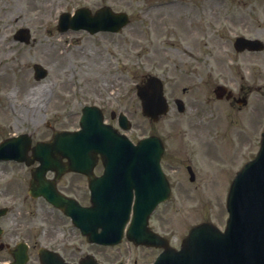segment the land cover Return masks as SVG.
<instances>
[{"label":"rangeland","instance_id":"374dc122","mask_svg":"<svg viewBox=\"0 0 264 264\" xmlns=\"http://www.w3.org/2000/svg\"><path fill=\"white\" fill-rule=\"evenodd\" d=\"M65 2L0 0V140L7 135L28 132L34 141L50 135L53 129L75 127L76 120L71 123L56 114L63 116L69 110L80 113L86 103L103 107L107 118L111 110L124 111L132 124L131 135L138 137L149 129H157L167 138L168 120L176 122L179 117L171 113L152 125L141 115L134 85L145 74L159 75L165 92L173 91L172 95L186 99L189 112L185 120L208 104L204 96H212L210 91L215 83H226L232 88L243 86L249 92L248 105L242 109L246 107L244 111L249 113H241L246 125L239 123L234 129V137L238 136L234 155H227L229 161L224 160V153L223 157L218 155L211 160L209 166L219 170L211 169L209 174L200 170L195 183L183 182L180 186L175 180L170 199L160 205L150 219L152 227L169 237L176 247L190 226L197 222L209 220L223 228L227 218L225 198L233 169L240 167L257 148V131L263 123V117L258 118L264 110V49L233 50L231 31L257 36L264 42V22L260 21L264 19V0H203L207 23H199L193 10L171 4L149 13L153 28L145 27L144 21L133 20L117 33L94 34L81 30L56 31L58 6ZM136 11L133 16L138 18ZM46 22L49 23L43 28ZM19 26L30 30L27 44L12 39ZM35 62L48 70L41 80L33 78L31 65ZM182 71L192 72L182 75ZM183 88L185 93H182ZM9 93L12 94L11 104L5 103L4 98ZM26 96L41 101L38 107L25 105ZM233 115L234 111L225 107L223 112H218L214 124H222L231 131ZM218 138L215 133L214 142L210 143L219 145ZM169 146L164 164L172 152L170 143ZM216 150L219 149L211 151L212 155ZM219 151L222 154V150ZM172 164L177 166L174 176H181L185 161ZM24 166L12 162L0 164V205L8 207L3 217L6 223L1 224L11 227L15 238L29 237L32 242L35 231L38 234L45 227L47 233L64 234V238L70 235L72 240L69 236L66 241L73 242L78 258L91 252L98 264L117 261L140 264L151 261L158 252L151 247H135L126 240L102 246L88 243L78 231L72 234L68 219L55 210H48L49 205L43 200L27 198ZM40 237L38 234L37 243L40 240L41 244L56 245L51 237Z\"/></svg>","mask_w":264,"mask_h":264},{"label":"water","instance_id":"95a60500","mask_svg":"<svg viewBox=\"0 0 264 264\" xmlns=\"http://www.w3.org/2000/svg\"><path fill=\"white\" fill-rule=\"evenodd\" d=\"M62 16V19L59 21L60 23L69 19L67 18V15ZM105 18L102 14L101 16L96 15L92 18L90 16L88 17L86 13L80 12L78 15L76 14V16L70 18L69 22H73L72 25L75 27H88L91 31L97 30L98 28L115 29L123 23V20L120 18L118 19V21H120L118 23H116L117 19L113 17L110 22ZM93 23H95V25H92ZM25 34L22 33L21 36L27 39L28 35ZM245 41L251 43L252 40ZM34 69L36 78H41L45 75V70L38 64H34ZM137 91L142 98L144 112L154 116V109H156V107L153 106L154 99L156 96H161L160 80L157 77L150 75L144 83L137 86ZM96 118L97 122L94 124L89 123L87 115L81 120L82 129L78 132H74L77 136L75 138L78 141L80 140L81 142L88 144L92 140L96 141L99 139L101 140V143L96 149L104 152L108 151V148H118L119 146L124 145V143H126L127 151H135L137 149V147L124 142L126 140L117 136L108 126L102 125L100 117L97 114ZM57 135L67 134L58 133ZM19 137L11 138L0 143V157L27 160L23 153L27 150L28 139H25L24 136ZM20 141H23L25 144L24 146L22 144V148H19ZM52 143L54 145L56 141H53ZM45 145L48 144L37 143L33 148L34 154L32 159L38 158L41 161V169H43L42 166L48 165ZM122 149L124 150V148ZM158 150L159 152L153 156L151 162L156 170L161 148ZM128 157L130 156L127 154L123 155L122 152V154L116 158L121 162L123 167H125L128 165ZM28 162L30 161H27V163ZM111 163V160L106 162V166L111 167ZM131 165L132 164L128 165L123 173L127 172V174H130L126 169L131 167ZM70 166L72 167V165ZM118 171L119 173H122V170ZM108 173H110V170L105 172V176ZM155 173H159V176L161 175L160 171H156ZM33 177L31 191H33L34 188L39 187L34 191L43 192L49 200L55 204L61 205L65 210L73 209L66 199L61 198L50 187L47 188L40 186L39 181H41V173L39 171L33 173ZM134 180V178H131L130 180L127 179L125 184L128 185L134 182L135 185ZM102 182L103 178L101 179L100 184H102ZM160 182L161 183L158 185L149 180L141 186L135 185L136 200L134 204V224H138L143 229H145L144 225L147 214L157 201L166 196V186L161 180ZM142 191H144V193H142ZM92 192L95 205L89 209L78 210L86 212L89 215L92 214L94 216L93 219H96L99 214V217H107V215L112 213L115 215L119 213L121 221L117 234H120L122 224L128 214L131 193L128 190L126 203L125 205L120 206L110 203L109 200L107 201L108 205L102 203L101 199L108 196L106 188H99L98 185V187L92 188ZM121 208L122 211L120 212ZM227 209L229 211V218L224 232L219 231L215 226L207 222L198 224L192 227L189 234L184 238L180 250L176 251L166 248L159 255L154 264H264V132L258 153L251 161L245 163L242 169L237 172V175L231 184L227 198ZM128 234L129 236H133L135 233L132 234L129 232ZM158 242L162 244L161 241Z\"/></svg>","mask_w":264,"mask_h":264},{"label":"flooded vegetation","instance_id":"af4514ba","mask_svg":"<svg viewBox=\"0 0 264 264\" xmlns=\"http://www.w3.org/2000/svg\"><path fill=\"white\" fill-rule=\"evenodd\" d=\"M163 1H166V0H162V2ZM112 3L114 4V6L112 7L116 9L115 11H118V9L126 8V7H129L132 11H136L138 9L139 3L145 4L144 9L143 7L139 8L140 11L142 10L147 11L148 8L146 7L150 4L149 0H66L65 4L58 6V9L60 8V10L69 11L79 6L88 5L91 10H95L104 4L111 5ZM145 11L143 12L147 13ZM155 11H157V9ZM157 12L155 13V15L157 14ZM195 15L197 16V18L195 19H197L198 22L202 20H206V15L201 10L195 11L194 17ZM162 16L163 15L161 14L160 17ZM233 18L235 17L233 16ZM233 33H234V30H233ZM242 89H243L242 87H238L237 92H234V93L232 92L231 96H229L228 98L225 97L226 98L225 100L229 103V105L236 106V103L238 102V100H242V99L244 100L246 96L241 98ZM246 102H247V99H246ZM101 110H102V113L104 114L103 108H101ZM79 115L80 113H78L76 110L66 111L63 116L60 114H56V116H58L60 119L65 118L67 121L71 123H73L75 120L78 122ZM212 115H213V112L211 108H206V106L205 107L201 106L200 109L198 111L195 110L193 116L187 120H185L186 115L183 117H180L179 122H175L173 119L168 120L169 135L172 134V136L169 137L168 135L169 137L168 141L165 139L163 141H164V148H166V150H167V147L170 148L169 143L171 144L172 152L169 157V160L168 161L166 160L165 164L162 165V168L165 173L166 179L168 180V183L170 184L171 190L174 189L175 180H176V184H180V186L183 185L182 184L183 182L195 183L197 181V179L199 178L198 173H200V170H201L199 167L200 162L198 161V157H197L199 154H201L200 151L202 152L203 155L206 156V159H209L213 156L212 154H210L211 151L213 150V149L211 150V147L213 145L210 143V141L214 140V137H213L214 135H212V132L216 126L212 124ZM73 128H76V127H72V129ZM195 132L197 133V135L194 134ZM50 137L51 135H47L46 137L40 138V139L48 140L50 139ZM198 144L202 145L208 151H205L203 148L198 147ZM196 146H197V150H195ZM29 153L31 154L30 151ZM65 153H68V150L62 151L56 155L51 153L50 155L56 157L57 161L59 160V163L61 162L65 163L67 162V157L65 156L66 155ZM165 155L166 153L164 152L162 156V160L165 158ZM173 156H178V159H182L185 161V165H184L185 169L188 172L189 170H192L194 173L192 176L193 180H190V177L188 176V173L186 172V170H184V168H183V173L181 176L177 178L174 176L175 174L174 171L176 170L177 166L172 164ZM11 162L17 163V164L20 163L16 161H1L0 164L7 165L8 163H11ZM38 163L39 162H35V164H32L30 166H26V165L24 166L26 168V176H27L26 196L28 199H31V200H35L37 198H33L27 193L28 184L32 177L31 176L32 168H34ZM88 171H89V174H86L85 172L71 171V170H59L57 172L46 170L43 173V176H44L43 181L48 186L52 184L54 187H56L59 191H61L65 195L75 198L82 205H86L89 203V199H90L89 179L91 177L100 175L103 171V167L99 160V156H97L94 159V164L92 168H90V170ZM187 180H190V181L187 182ZM110 181L111 179H109L107 183L104 184V186H109ZM78 191H80V193ZM39 199L42 200L43 198L40 197ZM44 202L49 204L45 200ZM3 206H6V205H3ZM48 207H47L48 210H55L59 212L64 219H68L67 221L70 222L69 217L65 215L60 209L53 207L51 204H49ZM33 213L34 212L32 211V214ZM5 215L0 216V226L2 227V230L0 232V264H5V263H8L14 260L15 252L19 250L18 243H21V241H24L26 245L22 246L21 249L17 253H20L22 251L25 252V254L27 255V260L25 264H40L38 248L41 245L49 248L50 250L60 253L63 259L67 262H74L78 260V256L76 255L78 253H76V248L73 245V242L68 243L66 241L70 235H68L65 238H64V234H62L61 236H57V234H55L54 232H48V233L44 232L45 227H43L41 232L38 233L41 236L40 238H50L51 237L56 243V245H53V246H49L48 244H41L40 240L37 243L38 234L36 233V231L34 233V238L32 242L29 237H26V238L16 237L15 238L13 236V233H14L13 229L11 227L5 228V226L2 225L3 223H6V221L3 220L4 219L3 217ZM34 216H36V213L34 214ZM42 216L46 217L43 214ZM71 229H73L71 233L76 234V231H77L76 228H71ZM69 238L72 240L71 236ZM68 247H72V248H68ZM65 251L69 252L70 254L66 255ZM17 259L18 258L16 256L15 262Z\"/></svg>","mask_w":264,"mask_h":264},{"label":"bare ground","instance_id":"6f19581e","mask_svg":"<svg viewBox=\"0 0 264 264\" xmlns=\"http://www.w3.org/2000/svg\"><path fill=\"white\" fill-rule=\"evenodd\" d=\"M47 87H45V88H43V90H45ZM14 91H12L11 93H13ZM11 93H9L6 97H4L5 98V103L7 102V103H10L11 101H12V94ZM40 102L41 101H39L37 98H35V99H31L30 97H27L26 96V98H25V100H24V104L26 105V104H29V106H31V107H34V108H37L38 107V105L37 104H40ZM12 103V102H11ZM10 103V104H11ZM0 114H2V113H0Z\"/></svg>","mask_w":264,"mask_h":264}]
</instances>
